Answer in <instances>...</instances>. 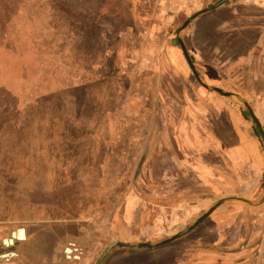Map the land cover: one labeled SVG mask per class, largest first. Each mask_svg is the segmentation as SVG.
Masks as SVG:
<instances>
[{
    "label": "rangeland",
    "instance_id": "1",
    "mask_svg": "<svg viewBox=\"0 0 264 264\" xmlns=\"http://www.w3.org/2000/svg\"><path fill=\"white\" fill-rule=\"evenodd\" d=\"M186 1L0 0L1 228L54 227L65 236L78 237L86 250L84 264H95L114 241L157 243L193 223L166 221L155 228L154 235L147 231L149 188L159 182L168 161L149 157L148 141L154 137L157 149L163 150L161 123L167 111L160 103L170 98L164 90L166 75L159 76L158 68L149 69L139 53L145 45L156 50L155 40L163 46V40L170 38L178 45L177 35L182 40L188 26L180 30L183 22L219 0H188V9ZM98 9L108 20L98 34L113 51L103 61L99 59L101 42L94 40L91 23ZM84 20L89 24L85 46L78 40ZM154 23L163 26L152 34ZM71 84L80 90L75 106L59 102L51 109L46 103L35 104L28 94L64 90ZM180 84L179 78L172 79L173 91ZM260 88L264 94V86ZM18 99H25L22 107H17ZM81 102L84 108L79 110ZM244 110L264 151L258 129ZM53 117L59 121L50 124ZM66 123L74 124L64 134ZM261 126L264 130V121ZM41 144L48 151L40 150ZM218 166L222 170L224 164ZM257 191L249 192L246 199L257 202L264 196V172ZM133 193H139L142 200L136 203V223L131 227L125 217ZM162 193L159 190L157 195ZM261 206L250 208L242 201L225 205L219 223L209 220L204 231L194 232L195 227L157 247L115 246L99 264H264ZM218 229L222 232L215 234ZM25 245L31 249L25 258L28 263L46 250L41 234ZM66 259L61 251L53 264H64Z\"/></svg>",
    "mask_w": 264,
    "mask_h": 264
},
{
    "label": "crops",
    "instance_id": "2",
    "mask_svg": "<svg viewBox=\"0 0 264 264\" xmlns=\"http://www.w3.org/2000/svg\"><path fill=\"white\" fill-rule=\"evenodd\" d=\"M186 2L188 9L189 2ZM168 12L174 10L168 8ZM162 26L154 23L149 33ZM182 40L200 80L225 94L209 90L196 81L179 45L172 44L170 38L163 40V46L155 40L156 50H149L146 45L140 48L139 53L145 56L149 69L158 68L159 76L166 75L164 90L170 98V101L160 103L167 111L161 123L165 137L163 150L157 149L154 137L148 141L149 157L168 159L157 178L159 182L150 185L149 191H152L146 202L147 231L153 235L155 228L162 227L166 221L194 222L198 213H205L219 200H226L203 219L194 232L199 228L204 231L207 222L219 223L223 214L219 212L225 205L241 200L252 202L246 199L247 194L258 192L257 184L264 172V151L252 121L246 118V107L236 98L245 100L260 124L263 123L264 94L260 87L264 86L261 83L264 80V0H226L192 20ZM151 42L154 43L153 39ZM175 78H179L181 84L173 91L172 79ZM153 151L159 154L150 155ZM221 162L224 164L222 170L218 166ZM149 169L151 176L152 167ZM159 190L163 191L162 195H157ZM133 194L135 196L132 195L126 205L127 226L134 224L136 206L142 200L139 193ZM262 204L264 200L248 206L262 207ZM137 226H140L139 222ZM23 227L25 239L12 243L14 248L11 250L17 252L18 257L0 263L53 264L59 261L65 248V253L66 249L76 253L74 259L84 264L82 259H85L86 250L78 237L65 236L53 226L33 230ZM219 232L221 229L215 234ZM4 233L0 248L6 236ZM19 233L14 232L15 237H21ZM40 234L46 250L34 263H28L25 258L31 249L22 245L35 241ZM64 261V264H71L75 260Z\"/></svg>",
    "mask_w": 264,
    "mask_h": 264
},
{
    "label": "water",
    "instance_id": "3",
    "mask_svg": "<svg viewBox=\"0 0 264 264\" xmlns=\"http://www.w3.org/2000/svg\"><path fill=\"white\" fill-rule=\"evenodd\" d=\"M226 0H219L217 1L216 3L208 6V7H205L203 9H200L196 12H194L192 15H190L184 22L183 24L181 25L180 27V30L184 29L192 20H194L197 16H199L200 14L204 13V12H207V11H210L216 7H218L219 5L223 4ZM177 43L179 45V48L180 50L182 51V54L185 58V60L187 61V64L194 76V78L196 79V81L203 87L209 89V90H212V91H216V92H219V93H222V94H225L223 93L220 89H217V88H212V87H208L206 86L199 78L197 72H196V69L195 67L193 66V63L191 62V59L189 57V54L179 36V34L177 35ZM228 95V94H227ZM229 95H232V94H229ZM245 107L246 109L248 110L249 112V115L250 117L252 118L254 124L256 125L257 129H258V132H259V135H260V138L262 139L263 143H264V130L260 124V122L257 120V118L255 117L251 107L248 105V103L243 100L242 98L240 97H236ZM264 200V196L262 197L261 200L257 201V202H250V201H244V200H241L242 202H244L245 204L247 205H254V204H258L260 203L261 201ZM223 201H226V200H219L213 207H211L208 211H206L204 214H202L201 216H199L189 227H187L186 229L184 230H181L179 231L178 233L174 234L173 236L169 237L168 239H165L163 241H160V242H157V243H130V242H123V241H114L112 243H110L109 245H107L105 247V249L102 251V253L99 255L98 259L96 260L95 264H99L101 262V260L105 257V255L115 246H123V247H128V248H137V247H147V248H150V247H157V246H162V245H165V244H168L170 243L171 241L177 239L178 237H181L182 235L188 233L189 231H191L194 227H196L203 219H205L216 207H218ZM14 232H21V237H15V234ZM24 227L21 226V227H17V228H14V229H11L10 231V234L9 236H5L3 239H2V246H10L12 245L13 241H19V240H24L25 239V235H24ZM69 250L66 249V252H68ZM18 257V253L17 252H13V251H10V252H5V253H0V262H7V261H11V260H14L15 258Z\"/></svg>",
    "mask_w": 264,
    "mask_h": 264
},
{
    "label": "trees",
    "instance_id": "4",
    "mask_svg": "<svg viewBox=\"0 0 264 264\" xmlns=\"http://www.w3.org/2000/svg\"><path fill=\"white\" fill-rule=\"evenodd\" d=\"M17 3L23 4L20 1H18ZM21 7H24V6H21ZM21 7H20V9H21ZM106 22H108V20H107V17L104 16V11L102 9H98L95 12V16H94V18L91 21V23L93 25V28H94V31H96V33L94 32L95 33L94 40H99V42H101L103 40L102 37H100V33L98 34V31L100 32L101 30H104L103 28H104ZM87 25H89L88 22L86 20H84L83 28H79V32H78V34H79L78 40H80L81 45H84V46H85V43H87L86 42L87 39L89 38V34H88V32H86V29H85L87 27ZM102 33L103 32H101V34ZM103 43L104 42H101V43L98 44V45L101 46V48H100L101 55L99 56L100 61H103L104 59H107L108 55L111 52L113 53V51L110 48H108L107 45H105ZM117 71H118V68H117ZM69 86L70 87H67L64 90H57V91L49 90L48 92H44V93L41 92V91L40 92H35V91L34 92H30V91H28V94L32 98H34V100H35L34 103L35 104L46 103L47 105H49V107L51 109L52 108L54 109V106H56L59 102H61V104H63V103L67 104V105L71 104L70 106H72V104H73L75 106L78 103V102H76V99H77V93H78V91H80L79 90V86L75 85V84L74 85L71 84ZM33 96H35V97H33ZM86 96H87V94L85 92H83V97H86ZM24 100L23 99H20V100L18 99L16 101V104L18 105L17 107H22L23 104H24ZM80 100L82 101V98H80ZM74 106L71 108L72 110H75ZM83 108H84L83 107V102H81V104L79 106V110H82ZM52 120L53 121L50 124H54V121L55 122L59 121V119H55V117H53ZM40 121H42V120H40ZM66 121L68 123L73 122L70 119H67ZM6 123L7 122L5 121L4 125H6ZM68 123L65 124L67 126V129L63 130L64 134H66V132H68V130L70 129V126L74 124V123L73 124H68ZM52 134H54V131L52 132ZM43 149H46L45 145L41 144L40 145V150H43ZM48 149H46V151H48ZM35 155H37V151L36 150H35ZM63 167L65 168V167H67V165L63 164Z\"/></svg>",
    "mask_w": 264,
    "mask_h": 264
},
{
    "label": "flooded vegetation",
    "instance_id": "5",
    "mask_svg": "<svg viewBox=\"0 0 264 264\" xmlns=\"http://www.w3.org/2000/svg\"><path fill=\"white\" fill-rule=\"evenodd\" d=\"M12 228L11 227H3V228H0V238L3 236V235H5V233L4 232H6V236H8V234H9V230H11ZM2 232V233H1ZM14 245H12V246H1V248H0V253H5V252H8V251H12L11 249L12 248H14L13 247ZM77 256V254L76 253H74V252H66L65 253V248H64V250H63V257L64 258H69V259H74L75 257Z\"/></svg>",
    "mask_w": 264,
    "mask_h": 264
},
{
    "label": "bare ground",
    "instance_id": "6",
    "mask_svg": "<svg viewBox=\"0 0 264 264\" xmlns=\"http://www.w3.org/2000/svg\"><path fill=\"white\" fill-rule=\"evenodd\" d=\"M19 234H21V232Z\"/></svg>",
    "mask_w": 264,
    "mask_h": 264
}]
</instances>
